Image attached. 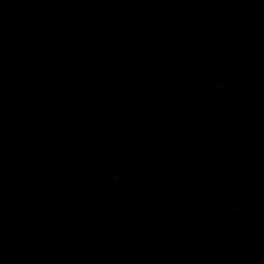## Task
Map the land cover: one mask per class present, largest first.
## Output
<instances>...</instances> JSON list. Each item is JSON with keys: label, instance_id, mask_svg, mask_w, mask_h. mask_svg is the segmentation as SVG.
I'll return each instance as SVG.
<instances>
[{"label": "water", "instance_id": "1", "mask_svg": "<svg viewBox=\"0 0 264 264\" xmlns=\"http://www.w3.org/2000/svg\"><path fill=\"white\" fill-rule=\"evenodd\" d=\"M0 264H264V0H0Z\"/></svg>", "mask_w": 264, "mask_h": 264}]
</instances>
